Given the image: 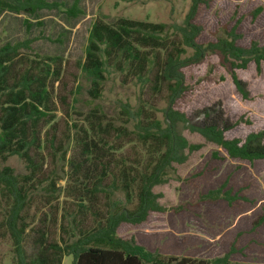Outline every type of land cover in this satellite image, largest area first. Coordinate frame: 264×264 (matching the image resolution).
<instances>
[{"label": "trees", "instance_id": "1", "mask_svg": "<svg viewBox=\"0 0 264 264\" xmlns=\"http://www.w3.org/2000/svg\"><path fill=\"white\" fill-rule=\"evenodd\" d=\"M78 2L67 6L48 0H0V15L34 19L23 22L30 33L42 25L43 10L58 9L77 18L83 14ZM207 3L190 0L181 24L124 17L95 20L78 62L81 82L72 92V103L59 98L61 108L54 84L62 78V57L22 54L21 50H31L32 39L0 46V248L9 246L11 264H62L67 256L71 264H252L231 260L238 251L234 242L223 255L204 259L162 255L133 237L118 235L121 225L137 226L151 213L184 208L160 203L163 195L154 192L156 186L179 180L177 167L203 146L189 142L184 129L216 145L230 159L264 160V130L228 137L241 118L230 120L220 102L189 114L175 108L188 90L183 69L209 56L218 58L244 101L249 91L237 71L249 65L256 73L262 71L264 44L238 43L242 34L237 28L244 15L215 41H197L203 29L194 20L200 5ZM263 11L264 4L255 6L248 14L251 21ZM112 77L137 88L134 104L115 100L112 112L101 105L87 110L77 106L83 90L91 101L99 100ZM163 93L166 105L158 109L154 100ZM58 112L68 116L60 134ZM212 156L223 159L218 151ZM10 157L22 162L23 173L6 164ZM227 185L226 181L200 194L198 200L232 205L244 199ZM262 225L264 211L252 222L254 228ZM50 228L56 230L54 240H49ZM3 259L0 256V264Z\"/></svg>", "mask_w": 264, "mask_h": 264}, {"label": "rangeland", "instance_id": "2", "mask_svg": "<svg viewBox=\"0 0 264 264\" xmlns=\"http://www.w3.org/2000/svg\"><path fill=\"white\" fill-rule=\"evenodd\" d=\"M57 1L70 6L74 0ZM83 14L68 18L58 9L43 10L39 14L41 26H34L26 32L23 22L27 15L4 13L0 15V46L6 42L15 43L32 39L31 50H21L22 54L62 57V78L54 84V95L59 104L60 97L73 102L77 82H81L78 62L83 60L88 31L97 19L111 22L124 17L134 20L181 24L190 6V0H78ZM264 0H208L200 5L195 23L202 26L199 43L215 41L224 29H230L235 19L244 15L237 28L242 34L240 45L248 46L252 40L264 44V11L253 22L248 15ZM60 39L62 43L53 40ZM52 40V41H50ZM190 53V50H188ZM253 65L246 70H238L237 75L247 83L249 100H242L231 83L226 70L216 56H209L203 62L183 69L187 92L177 100L175 108L186 114L195 109L220 102L226 116L241 122L228 137H243L253 130H264V64L261 73H256ZM137 88L133 84L121 85L115 77L110 78L99 100L91 101L83 90L78 95L84 110L95 105L103 106L108 112L115 107V100L134 104ZM165 93L156 97L157 108L165 107ZM58 133L64 129L68 116L57 113ZM158 119H163L157 112ZM74 118V116H73ZM183 135L191 143H200L202 148L190 154L187 162L177 167L179 180L154 187L161 193L160 203L168 206H182V211L174 213H151L147 220L137 226L121 225L118 235L133 237L135 241L151 251L162 255L189 256L209 259L226 253L234 242L238 250L231 260L240 263L264 264V225L253 227L252 222L264 211V160L254 162L230 159L216 145L206 142L200 135L184 129ZM213 151H218L216 159ZM48 167L50 160L47 158ZM17 172L24 167L17 157H10L6 163ZM240 198L232 205L225 201L200 202L198 196L215 189L224 182ZM64 182L61 183L63 185ZM238 196V197H239ZM56 238V230L50 228L49 240ZM9 246L0 248L4 256L2 264H11ZM72 257H64L62 264H71Z\"/></svg>", "mask_w": 264, "mask_h": 264}]
</instances>
